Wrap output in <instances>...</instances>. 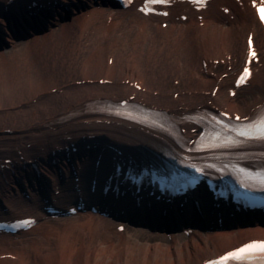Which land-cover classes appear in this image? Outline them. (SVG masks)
<instances>
[{"label": "bare ground", "instance_id": "1", "mask_svg": "<svg viewBox=\"0 0 264 264\" xmlns=\"http://www.w3.org/2000/svg\"><path fill=\"white\" fill-rule=\"evenodd\" d=\"M100 1L72 0L67 4L69 8L51 9L53 12L43 17L49 21L47 30L36 32L27 40L16 39L9 33L3 35L4 40L0 39V44L9 43V47L0 46V57L14 58L19 51L17 47L26 44L22 53L36 62L32 63L35 67L32 71L12 66L13 73L9 74L22 84L26 81L25 86L6 82L8 74L2 71L7 64L0 63V79L5 80V84H0V199L9 216L31 214L41 221L25 231L24 236L36 234L37 229L41 235L60 234L58 242L50 241L49 237L46 241L34 235L15 238L2 234L0 264H203L247 241L264 239V225L260 223H237L220 230L194 228L189 233L191 226H186L181 231L161 233L164 241L138 242L118 229L120 224L127 223L113 221V216L111 222L104 216L98 220L100 214L92 212L67 217L66 220L77 223L71 222L67 229L70 232L65 235L56 220L46 219L40 207L43 201L38 197L41 190L36 180L38 174L29 162L31 157L40 158L43 192L52 195L62 188L58 180L60 168L52 163L55 146H77L82 138L91 144L95 142L91 137L99 139L107 135L126 144L127 153H131V146L137 154L140 142H153L169 150L172 144L175 147L166 134L85 111L90 103L134 98L149 107L163 108L169 115L191 112L210 103L232 116L246 117L264 101V61H253L254 94L246 97L249 88H241L232 95L236 77L251 52L248 44L251 34L256 50L264 57V25L256 11L262 0H213L202 10L178 3L169 8L168 15H144L135 7L124 10ZM78 2L80 10L76 8ZM183 13L188 14L186 20ZM85 21L90 25L87 29ZM165 21L169 22L166 27L162 25ZM116 36L124 37L126 52L121 50ZM53 37L55 40L51 42ZM79 38H88L86 41L91 43H82L80 64L79 59L67 56L71 51L78 55L79 49L76 51L74 45ZM101 38H108V43L96 41ZM13 58H9L10 62L16 61ZM39 62L48 68L44 70ZM58 64L67 68L62 80L57 79ZM68 114L71 119L64 117ZM62 117L65 119L61 120ZM199 132L197 125H187L189 135L197 136ZM98 157L91 149H84L61 162L64 173L74 165L80 174L82 185L77 190L81 195L90 193L89 180L97 179L100 183L102 176L95 168ZM7 159H13V163H7ZM109 161L113 162L110 158L106 164ZM110 168L108 165L106 169ZM24 191L31 192V197L25 196ZM59 196L62 201L70 199L66 193ZM138 222L133 228L136 232L150 228L146 220ZM109 231L118 239H112Z\"/></svg>", "mask_w": 264, "mask_h": 264}, {"label": "rangeland", "instance_id": "2", "mask_svg": "<svg viewBox=\"0 0 264 264\" xmlns=\"http://www.w3.org/2000/svg\"><path fill=\"white\" fill-rule=\"evenodd\" d=\"M92 18H95V17H92ZM85 22H87V24H86V29H87V27L88 26H90L89 24H88V21H85ZM166 23H168V22H166ZM72 29V28H71ZM176 32V31H175ZM117 38L119 37V36H116ZM88 38H84V39H80L79 38V41H77V42H75V49L76 48H78L79 50H78V55L76 56V54L73 52V51H71L70 52V54H68L67 56L68 57H70L71 59H79V63L78 64H80L81 63V58L80 57H82V55H83V46H82V43H84V42H86V43H90V42H88V41H86ZM55 40V37H53L52 39H51V42L52 41H54ZM97 40H99V41H102L101 43L103 44V45H105V44H107L108 43V38H101V39H96V41ZM118 42H119V44H120V48H121V50L122 51H124V52H126V46L124 45L123 46V44L125 43L124 42V37H122V36H120L119 38H118ZM91 44V43H90ZM109 45V44H108ZM72 46V45H71ZM23 47H27V45L26 44H21V45H19L18 47H17V49H19V51L17 52V53H15L14 54V58L13 57H10V56H6V57H0V63H5V65L7 64V67H6V69H5V71H2V72H7V74H8V77H7V79H8V81L6 80V82H11V83H13V84H21V86L23 85V86H25L26 85V81L25 82H23L24 84H22V83H20L21 82V80H19V78L18 79H16L15 77H13V76H11L9 73H13L12 72V68L14 67V66H16V67H19V68H21V70L22 71H24V70H27V71H32L35 67H34V65L32 64V63H36V62H31V60H29V58H28V56L27 55H25V54H23L22 53V50H21V48H23ZM91 47H92V45H91ZM11 49V48H10ZM76 51H77V49H76ZM66 54V53H65ZM261 55H262V53H261ZM37 57V56H36ZM67 57V58H68ZM16 59V61H11L10 62V59ZM264 61V57H263V55H262V62ZM40 64H41V62H39ZM10 64V65H9ZM13 66V67H12ZM41 66H43V68H44V70H46L47 68H48V66L46 65V64H41ZM53 66H55V64H53ZM232 66H230V68H231ZM24 69V70H23ZM80 69V68H79ZM56 70H57V72H58V74H57V79H60V80H62L63 79V75H64V73H65V70H67V68L66 67H62V66H60V64H58L57 66H56ZM218 72H220V71H218ZM10 75V76H9ZM20 77V76H19ZM5 82V80H3V79H0V84H5L4 83ZM29 83V82H28ZM102 83H105V82H102ZM30 84V83H29ZM256 84V83H255ZM252 88V89H251ZM248 90V92L246 93V94H244L246 97H248V96H251L252 94H254V91H255V86H253V84L249 87V89H247ZM243 95V96H244ZM66 218L67 217H58V218H50V217H47L46 219H49V220H56L57 221V223H58V225H59V227H61L62 229H63V235H65V234H69L68 232H70V231H67V229L70 227V225H71V222H73V223H77L76 222V220L75 221H73V219L72 220H70V221H68V220H66ZM97 219L98 220H100L101 218L100 217H97ZM70 223V224H69ZM74 224V225H75ZM37 232H36V234L35 233H32V234H29V235H27V237L29 236V237H31V236H38L39 237V239H43V240H46L47 241V238L49 237V239H50V241H53V242H58L59 241V238H60V234L58 235V236H56V235H53V234H51V235H41V230L40 229H37L36 230ZM109 233L113 236V235H115V233L113 232V231H109ZM40 234V235H39ZM126 234H128L127 235V237L129 236V238H130V240L131 239H133V237L134 238H136V240L138 241V242H143L144 240L146 241V239H151V240H156V239H159V240H162V241H164L165 239H163V237L162 236H155V237H151V235H152V233L151 232H148L147 230H145V231H142V232H136V230L135 229H133V227H131V228H129V230L126 232ZM111 236V238L112 239H115V240H117L118 238H116L115 236H113L112 237ZM151 237V238H150ZM15 258V257H14Z\"/></svg>", "mask_w": 264, "mask_h": 264}, {"label": "snow or ice", "instance_id": "3", "mask_svg": "<svg viewBox=\"0 0 264 264\" xmlns=\"http://www.w3.org/2000/svg\"><path fill=\"white\" fill-rule=\"evenodd\" d=\"M153 3H163L164 0H152ZM261 19L264 20V6H262L259 9ZM255 55V53H253ZM249 73L247 70L244 72L243 76L241 77V82H243L244 78L248 75ZM236 119H239V117H236ZM255 127V126H254ZM259 137L264 139V119H262L259 122V126L255 129ZM250 133L248 130H241L239 131L240 136H248ZM197 171H202V169H197ZM262 175V183H264V173ZM252 251H259L261 253H264V242H253L250 244L245 245L244 247H241L235 251H230L224 256H222L219 260H212L209 261V264H230V261L235 259V260H240L245 258V254L252 252Z\"/></svg>", "mask_w": 264, "mask_h": 264}]
</instances>
